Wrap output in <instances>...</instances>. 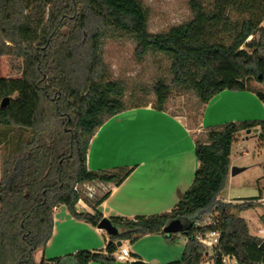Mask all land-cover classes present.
Wrapping results in <instances>:
<instances>
[{
	"label": "trees",
	"instance_id": "trees-1",
	"mask_svg": "<svg viewBox=\"0 0 264 264\" xmlns=\"http://www.w3.org/2000/svg\"><path fill=\"white\" fill-rule=\"evenodd\" d=\"M191 17L165 32L147 31V12L138 0H0V57L20 60L18 78H0V141L4 154L0 171V264H116L118 241L135 242L162 235L174 243L186 239L174 264H222L234 256L249 264L245 248L263 240L250 235L240 213L260 206L262 197L223 202L230 170L231 145L237 134L257 130L264 148V119L229 122L194 135L198 167L190 187L168 212L133 220L108 218L118 233L109 236L104 251L80 250L63 258L34 261L53 231V211L64 206L77 220L97 227L103 219L97 207L105 195H84V185L121 184L125 168L89 171V144L110 118L150 106L158 112L172 91L192 93L201 108L223 91H251L264 104V0H188ZM127 36L138 60L160 56L168 79L152 87L154 101L126 99L125 84L111 80L102 58L106 39ZM15 96L13 98V95ZM7 98L6 106L1 107ZM83 201L94 214L77 213ZM202 214L216 215V226H196ZM180 220L178 234L163 233ZM219 232L218 256L196 241ZM264 251V250H263ZM262 251V252H263Z\"/></svg>",
	"mask_w": 264,
	"mask_h": 264
},
{
	"label": "crops",
	"instance_id": "crops-1",
	"mask_svg": "<svg viewBox=\"0 0 264 264\" xmlns=\"http://www.w3.org/2000/svg\"><path fill=\"white\" fill-rule=\"evenodd\" d=\"M8 58L0 57V78H11V71L20 75L18 67L12 69ZM16 74L13 78L17 77ZM263 109L264 104L253 92L226 90L203 108L199 125L205 130L229 122L250 121L261 118ZM251 133L257 136L253 130ZM193 140L194 134L184 119L172 114L167 104L163 112L148 106L127 110L107 120L90 141L87 168L93 172L125 168L131 173L119 185L94 183L105 190L102 195L105 198L97 207L103 218L133 220L170 212L179 195L190 187L198 167ZM233 177L229 172L227 183ZM225 194L226 191L220 198L223 202L240 200H225L222 197ZM263 205L261 203L257 208L261 211L257 225L261 229L264 227ZM75 209L77 213L94 214V210L83 201H78ZM248 211L239 214L247 227L244 214ZM179 236L175 244L159 234L141 236L133 243L121 241L120 247L128 250L129 260L120 262L139 260L144 264H174L181 258L186 245V239L181 236L180 243ZM252 236L264 242V237ZM108 241L109 236L104 230L73 218L64 206H59L53 211L51 238L43 249L35 251L33 257L38 263L63 258L80 250L104 251ZM245 251L249 264H264L263 250L259 246L250 245Z\"/></svg>",
	"mask_w": 264,
	"mask_h": 264
},
{
	"label": "rangeland",
	"instance_id": "rangeland-1",
	"mask_svg": "<svg viewBox=\"0 0 264 264\" xmlns=\"http://www.w3.org/2000/svg\"><path fill=\"white\" fill-rule=\"evenodd\" d=\"M147 12V31L157 34L167 31L169 28L180 25L188 21L191 13L188 7V0H138ZM102 58L107 66L111 80L122 81L125 84L126 99L130 96L134 100L154 101L151 92L157 79H168V63L160 56L148 55L138 60L135 56V43L127 36H114L104 41L102 46ZM8 62L12 69L20 66V60L9 57ZM17 73V72H16ZM11 71V78L16 74ZM18 78L19 75L16 74ZM249 85L264 93V85L251 81ZM15 94L10 97L13 98ZM167 107L174 115L182 117L187 127L193 134L204 139L205 132L200 127L201 108L197 99L192 93H182L172 91L167 102ZM264 119V109L261 118L250 121H260ZM222 125V124H221ZM4 147L0 141V171L4 154ZM247 153V154H244ZM230 167L245 168L226 182V194L222 196L225 200L247 199L257 197L259 191L264 195V148L258 136L253 133L246 135L240 132L231 145ZM259 182V183H258ZM90 190L86 188V196L90 193L93 199L100 198L105 190L95 184L90 185ZM221 198V197H219ZM236 204V202H230ZM261 206V203H260ZM264 206V205H263ZM255 207L244 214L247 219L249 233L259 237H264V227L258 228L260 210ZM263 225V224H261ZM264 226V225H263ZM180 243L183 238L179 236ZM176 242L172 243L175 244Z\"/></svg>",
	"mask_w": 264,
	"mask_h": 264
},
{
	"label": "built area",
	"instance_id": "built-area-1",
	"mask_svg": "<svg viewBox=\"0 0 264 264\" xmlns=\"http://www.w3.org/2000/svg\"><path fill=\"white\" fill-rule=\"evenodd\" d=\"M247 154V153H244ZM90 185H84L83 188H86L87 191L90 190ZM89 197H91L92 194L88 193L87 194ZM259 203L264 204V196H262L259 200ZM202 222L201 223H196V226H216V215H211V214H202L201 215ZM219 232L218 231H212L210 233H207L205 235H199L196 237V241L202 245H204L208 249L207 255L216 257L218 256V251H217V245L219 242ZM262 255L264 256V251L262 252ZM113 257L117 261H125L129 260V252L126 248L119 247V250L113 254ZM221 261L222 264H236V259L234 256H221ZM201 264H213L212 261H204Z\"/></svg>",
	"mask_w": 264,
	"mask_h": 264
},
{
	"label": "water",
	"instance_id": "water-1",
	"mask_svg": "<svg viewBox=\"0 0 264 264\" xmlns=\"http://www.w3.org/2000/svg\"><path fill=\"white\" fill-rule=\"evenodd\" d=\"M8 103V99L5 98L2 103H1V107L6 106V104ZM255 133H257V136L260 137L261 134L260 132H258L256 129L253 130ZM246 135H249L251 133V130H247ZM244 170V168H236V167H231L229 172H230V176H235L238 173L242 172ZM222 194H224V191L222 192ZM98 229L104 230L108 236H115L117 235L118 231L117 229L112 226V224L110 223V221L108 220V218H103L99 224L97 225ZM183 228V224L180 222V220H172L171 222H169L163 229V233L170 235V234H178L181 232ZM116 245L118 247L121 246V241H118L116 243ZM260 249L264 250V242L261 243V245L259 246ZM116 264H144L143 262L139 261V260H133L129 263H121V262H117Z\"/></svg>",
	"mask_w": 264,
	"mask_h": 264
}]
</instances>
